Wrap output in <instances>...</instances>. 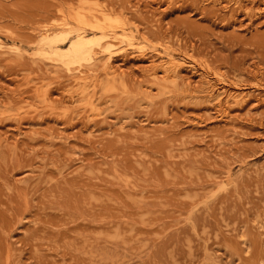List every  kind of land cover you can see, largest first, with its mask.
<instances>
[{"label":"rangeland","instance_id":"374dc122","mask_svg":"<svg viewBox=\"0 0 264 264\" xmlns=\"http://www.w3.org/2000/svg\"><path fill=\"white\" fill-rule=\"evenodd\" d=\"M80 3L116 74L44 55ZM0 41V264H264V0H0Z\"/></svg>","mask_w":264,"mask_h":264},{"label":"bare ground","instance_id":"6f19581e","mask_svg":"<svg viewBox=\"0 0 264 264\" xmlns=\"http://www.w3.org/2000/svg\"><path fill=\"white\" fill-rule=\"evenodd\" d=\"M87 4L89 5L90 3L87 2ZM81 5H79L80 7L79 9L81 10H78L76 13L73 14H66L67 12L61 13V11H59L62 16L60 22L55 23V25H52L53 27L52 26L50 28L48 27V29L45 30L41 29V31L39 32L40 34L39 38L41 44L40 47L41 46L43 47V50L46 53V54L44 53V55H48V58L54 60L55 62L57 61L61 62L64 65L65 64L70 65L72 63H78L87 60L90 61L93 60L98 54H102L103 56L106 55L108 57V63L106 65L107 72L110 74H116L117 71L114 70L111 66L112 57L114 56L112 54L113 53L112 49L114 47L113 46L114 44L113 45L111 44L112 43L111 40L112 38L117 39L118 38L117 35L126 33L125 31L126 27L125 28L123 26L115 27L111 24L112 13L111 11H109L108 8L107 9L98 8V7L92 8V7H85L83 6L84 4L82 6ZM63 11L65 12L66 10ZM58 31L65 33L69 40L66 41L67 39L61 36L55 37V35L57 34L59 35V33L55 34ZM3 45L4 44H2V46ZM138 50H140L142 54H144L147 51V50L145 51V47H140L138 48ZM162 57L166 58V60L164 59V63L161 65L164 74L163 79L165 81L172 79L173 76H175L176 72L179 70V68L183 67L187 63L190 64L195 63L191 61L186 55L180 58L176 54H173L172 52H168L167 50L162 54ZM179 58L183 60V62L179 61ZM199 66L201 70L204 72L203 74L206 76V78H209L208 80L211 83V85H213L214 88H217L219 85H223V87L229 85L226 83L227 81H225V79H220L222 76H219L218 74L215 75V73L209 71L205 64L204 66L203 65L202 66L199 65ZM152 77H154V79L157 80V73L154 72V74H152ZM87 79H88L87 76L80 75V77H76L75 81L76 84L82 85L87 81ZM220 89H223L224 90L223 92L226 93L225 88H220Z\"/></svg>","mask_w":264,"mask_h":264}]
</instances>
